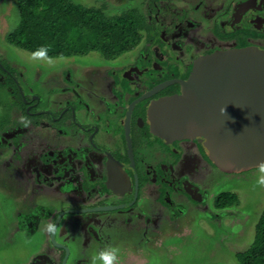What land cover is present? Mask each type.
<instances>
[{"label":"flooded vegetation","instance_id":"obj_1","mask_svg":"<svg viewBox=\"0 0 264 264\" xmlns=\"http://www.w3.org/2000/svg\"><path fill=\"white\" fill-rule=\"evenodd\" d=\"M0 1V13L6 8L7 22L16 0L9 1V8L7 0ZM177 1L138 0V6L131 8H137L145 18L139 43L115 58L100 54L104 62L89 59L84 71H74L71 61L43 62L25 55L20 49H26L6 38L12 26L0 38L19 50L25 57L22 62H49L51 76L63 72L60 91L70 90L73 97L47 105L38 94L25 93L21 73L0 55V86L18 94L16 116L20 109L21 118H25V123L15 128L3 130L6 123H0V146L10 147L16 156L10 161L5 157L4 167L23 174L29 187L7 172L0 175L9 188L23 193L29 189L32 201L19 203L23 206L20 226L53 248L34 255L32 264H68L80 252L76 248L89 239L107 241L108 235L96 230L93 221L98 222L99 230L107 229L116 223L111 215L114 212L126 223L134 216L152 222L144 210L148 206L151 211L159 210L156 221L166 219L162 215L165 209L169 221H176L188 209L204 220L229 217L234 204L218 203L217 195L209 205V192L201 190L193 179L205 173L197 167L198 158L211 161L203 143L198 138L168 141L158 136L151 131L148 111L153 101L182 92L181 81L190 76L199 57L230 48L264 49V0ZM95 2L100 4L94 6L103 5L110 11V5L119 9L121 0ZM185 11L195 14L191 18ZM91 62L99 64L92 66ZM80 88L86 95L99 97L96 108L83 99L86 95ZM72 124L79 132L69 138L68 128H63ZM43 130L49 136L48 145L35 141V134H45ZM191 201L203 208L207 204L208 209L198 212L188 205ZM70 237L75 247L79 245L76 250L68 244Z\"/></svg>","mask_w":264,"mask_h":264},{"label":"rangeland","instance_id":"obj_2","mask_svg":"<svg viewBox=\"0 0 264 264\" xmlns=\"http://www.w3.org/2000/svg\"><path fill=\"white\" fill-rule=\"evenodd\" d=\"M9 1L7 0V8L10 7ZM79 1L88 5L97 3L95 0ZM137 1L121 0L122 3L117 4L120 6L118 7L119 9L110 5L109 12L120 13L128 8L137 7ZM179 1L181 0L177 2ZM5 10L0 13L1 39L8 32L9 26L13 28L17 26L19 21L16 5L10 8L7 22L5 21ZM187 13L191 18L195 14L191 11H185L184 15ZM1 39L0 55H3L13 65L14 71L21 73V84L25 93L28 90V92L38 94L42 98L43 103L45 102L47 105L49 103L55 105L58 101L62 104L65 100L69 101L73 98L70 90L66 92L60 91V88L64 84L63 77H61L63 72H60V74L59 72L54 73L56 75L51 76L52 73H50L48 66L49 62H74L76 67L74 71L78 72L84 71L86 68L88 69L89 62L87 61L89 59L95 57V60L105 61L97 52L81 57L49 59L20 49L29 57L33 55L32 58L41 59L43 62L49 61L44 64L38 63L40 67L36 63H33L31 59L32 63H27L29 64L27 65L26 62L21 61L25 57L19 50L11 48L9 44ZM91 64L92 66H96L99 63L91 62ZM80 89L82 95H86V92L82 88ZM53 91L55 92L54 96ZM17 97L18 94L14 91L11 92L10 88L6 87V85L0 86V123L1 121L2 123H6L2 128L3 130L8 127L15 128L18 124L25 123V118L24 120L21 118L20 109L19 114L16 116ZM50 97L52 100H50ZM83 97L92 108L93 106L94 108L97 107L96 103H98L99 97H95L94 95L92 97L91 93H87ZM7 121L9 122L7 123ZM66 128L70 132V134L67 133L69 138H71V134L74 131L79 132V128L74 124L64 127L63 130L65 131ZM34 137L38 143H42L43 145L49 144V136L46 132L45 134L37 132ZM5 157L8 161L16 158L14 152H11L10 147L4 144V146H0V172L2 174L9 173V176L13 180H19L24 184L23 186L29 187L23 174L10 172L11 170L4 167ZM198 159L196 161L197 167L205 173L201 178L197 177L198 179L194 175L193 179L196 184H199L198 186L201 190L209 192V205L222 192L232 191L238 196L239 204H234L229 208L230 213L226 220H224V217H220L214 221L207 219L208 222L201 219L200 214L198 217L195 215L196 213L194 214L188 209L185 215L190 216L182 215L176 221H169L167 219L168 211L165 209L162 215L166 216V219L161 218V221H156L154 217L160 213L159 210L151 211L152 208L148 206L144 210L147 216L152 218V222L148 221V219L145 220V216L141 219L134 216L131 223H126L121 216H118L120 213L116 214L114 212L111 215L115 217L114 221L116 223H113L107 229L99 230L98 227L100 226L96 224L98 222L93 221L96 225H94L96 230L102 232L104 235L106 234L105 236L108 235L107 241L101 240L99 242V240L92 238L82 248H76L79 245L75 247L72 238L68 239V244L74 250L80 249V252L77 251L76 256L71 258L68 264H106L105 261L98 260L96 257L109 249L116 250V259L112 264H236L238 262L236 253L246 250L251 245L255 235V224L264 208V183H262L264 181V166L241 173L227 174L217 169L211 161L205 158ZM10 163L13 164V161ZM187 165L189 169L190 165ZM189 170L194 174L191 169ZM189 178H192V176ZM144 195L145 192H142V197ZM30 196L29 189L23 193V191H18L15 188H9L7 181L5 183L0 175V264H32L30 260H32L34 255L41 251L47 252L53 249L49 243H40L36 234L30 235L20 226L19 213L23 211V206L19 203L26 204V201L30 200ZM188 205L194 207L198 212H204V210L208 209L207 204L204 208L202 204L192 201ZM101 224L106 225V223Z\"/></svg>","mask_w":264,"mask_h":264},{"label":"water","instance_id":"obj_3","mask_svg":"<svg viewBox=\"0 0 264 264\" xmlns=\"http://www.w3.org/2000/svg\"><path fill=\"white\" fill-rule=\"evenodd\" d=\"M181 83L180 94L150 105L151 131L168 141L198 138L224 173L264 166V49L201 56Z\"/></svg>","mask_w":264,"mask_h":264},{"label":"trees","instance_id":"obj_4","mask_svg":"<svg viewBox=\"0 0 264 264\" xmlns=\"http://www.w3.org/2000/svg\"><path fill=\"white\" fill-rule=\"evenodd\" d=\"M17 26L7 39L46 57L85 56L98 52L115 58L131 50L143 37L145 18L137 8L111 13L105 6L79 0H16ZM218 203H238L234 192H222ZM236 264H264V208L251 245L236 253Z\"/></svg>","mask_w":264,"mask_h":264},{"label":"clouds","instance_id":"obj_5","mask_svg":"<svg viewBox=\"0 0 264 264\" xmlns=\"http://www.w3.org/2000/svg\"><path fill=\"white\" fill-rule=\"evenodd\" d=\"M224 109H221V113L223 114ZM264 183V181H262ZM98 260H103L106 262V264H112V262L116 259V250L115 249H109L105 250L104 252L100 253L98 257H96Z\"/></svg>","mask_w":264,"mask_h":264}]
</instances>
